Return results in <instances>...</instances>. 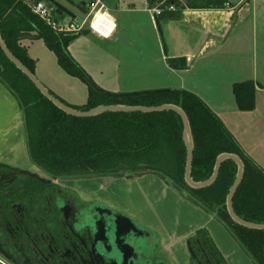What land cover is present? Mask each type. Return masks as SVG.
<instances>
[{"label": "trees", "instance_id": "16d2710c", "mask_svg": "<svg viewBox=\"0 0 264 264\" xmlns=\"http://www.w3.org/2000/svg\"><path fill=\"white\" fill-rule=\"evenodd\" d=\"M39 1L45 0H0V30L16 57L36 73V60L29 55L22 41L24 38L43 40L57 56L61 68L87 85L86 104L72 106L67 103L79 110L99 105L174 104L181 107L189 117L194 140L193 179L204 181L211 177L220 154L239 155L245 163V171L233 199L235 211L245 220L264 223V167L246 152L200 96L186 89L114 93L101 88L69 50L70 43L87 32L86 29L79 33L54 30L33 12L32 3ZM170 4H174L176 10L165 8L156 17L159 28L162 18H180L187 6L223 8L230 3L227 0H205L202 5H185L175 0L174 3H165L163 8ZM55 13L58 19L67 17ZM169 61L173 63L175 60ZM0 81L20 104L29 158L42 172L53 178L157 174L185 193L194 204L213 214L255 264H264V230L235 223L227 210V197L238 173L236 162L225 160L216 181L208 187L195 189L185 181L188 149L183 137V120L177 112H106L93 117L67 114L41 93L8 59L1 47ZM234 93L241 110L255 108L256 84L253 80L236 83ZM0 203L5 206L8 203V197L1 191ZM3 214H7V208L0 211V220ZM201 233L209 234L206 229Z\"/></svg>", "mask_w": 264, "mask_h": 264}, {"label": "crops", "instance_id": "0c3cea01", "mask_svg": "<svg viewBox=\"0 0 264 264\" xmlns=\"http://www.w3.org/2000/svg\"><path fill=\"white\" fill-rule=\"evenodd\" d=\"M227 1L230 4L223 8L187 6L180 18H162L159 28L144 3L140 7L137 0H115L112 16L117 29L114 35L107 38L86 29L87 32L70 43L69 50L94 81L109 92L132 93L157 89L194 92L222 119L246 152L264 167V141L259 132L264 128V84L259 82L258 68L253 62V68H247L248 53L244 43L249 29L241 30L249 19L247 12L251 8L255 12L254 6L257 5L254 0H251L249 7ZM150 4L154 5L152 2ZM252 24L253 36L255 25ZM22 44L36 60L35 74L44 71L41 53L46 63L59 73L60 80H56L43 72L50 91L72 106L87 103V85L83 81L81 85L75 81L79 78L61 68L57 56L43 40L24 38ZM170 59L175 61L170 63ZM248 80L256 84V105L252 110H241L234 85ZM0 163L41 174L29 158L20 104L1 81ZM99 178H76L80 179L78 185L82 187L78 189L83 193L88 190L95 197L153 229L162 237L164 245L172 248V252H182L173 249L174 244L183 242L199 229H206L216 240L215 231L219 232L222 228L232 243L228 250L220 244L228 262L255 264L213 214L194 204L185 193L161 176L147 173L113 179L108 183ZM120 180L136 184L139 188L102 193V189L107 190L112 183ZM90 181L99 186L85 189V184ZM140 190L143 193L138 194Z\"/></svg>", "mask_w": 264, "mask_h": 264}, {"label": "flooded vegetation", "instance_id": "af4514ba", "mask_svg": "<svg viewBox=\"0 0 264 264\" xmlns=\"http://www.w3.org/2000/svg\"><path fill=\"white\" fill-rule=\"evenodd\" d=\"M177 2L202 5L205 0ZM10 171L0 166V191L8 197L7 207L0 203V211L7 208L0 220V244L24 264H230L220 243L202 229L174 244L182 252H172L153 229L79 190L80 179L45 176L50 179L45 183L17 173L1 180ZM115 212L134 224L118 223Z\"/></svg>", "mask_w": 264, "mask_h": 264}, {"label": "water", "instance_id": "95a60500", "mask_svg": "<svg viewBox=\"0 0 264 264\" xmlns=\"http://www.w3.org/2000/svg\"><path fill=\"white\" fill-rule=\"evenodd\" d=\"M48 2L49 6L53 7L55 11L63 13L67 15L68 17H76V14L70 9V7H75L79 9L82 13H86V2L83 1L81 4L76 3L73 0H45ZM107 1V0H106ZM152 3H154L153 6H156L159 3H174L175 0H150ZM242 0H236L235 5L240 4L239 6L245 5L246 7H249V4L251 0H245L241 3ZM0 47L2 48L5 55L8 57V59L18 68L20 69L34 84L35 86L41 91V93L47 97L50 101H52L57 107L65 111L67 114L77 116V117H93L98 116L100 114L106 113V112H155V111H164V110H172L177 112L183 120L184 124V133L183 137L185 140V143L187 145L188 154H187V160H186V167H185V181L187 184L195 189H200L204 187H208L212 185L220 172L221 166L225 160L231 159L236 162L238 165V173L236 176V179L233 183V185L230 188L228 197H227V210L229 212L230 217L232 220L244 227L250 228V229H258V230H264V223H255L248 220L243 219L240 217L237 212L235 211L233 199L236 194V191L242 182V179L244 177V171H245V163L242 160V158L234 153H222L219 155L216 161L215 169L211 177L204 181H195L192 177V168H193V159H194V140L191 130V124L188 115L186 112L179 106L174 104H163L159 106H129V105H99L94 108L88 109V110H79L76 108L71 107L64 101H62L59 97H57L55 94H53L36 76L35 73H33L18 57H16L13 52L8 48L1 30H0ZM1 167H7L10 168V172L8 174H4L1 177V180L8 179L10 177H15V175L18 173L19 175L24 174L31 176L33 178H37L41 182L48 183L50 182V179L45 177L44 175L40 174L39 172H34L27 169H22L19 167H11L7 164L0 163ZM126 177L132 178L134 175H127ZM115 216L117 217V222H128L133 223L132 219L121 212H115ZM146 233L149 231L144 230ZM104 244H102V251H105ZM94 251V246H91V250ZM0 254L3 255L8 261L13 262L14 264H24L23 262L17 261L14 257L8 255V253L2 248L0 244Z\"/></svg>", "mask_w": 264, "mask_h": 264}, {"label": "rangeland", "instance_id": "374dc122", "mask_svg": "<svg viewBox=\"0 0 264 264\" xmlns=\"http://www.w3.org/2000/svg\"><path fill=\"white\" fill-rule=\"evenodd\" d=\"M31 1H33V0H31ZM73 1H75L76 3H79V4H81L83 2V0H73ZM137 1L139 2L140 0H137ZM254 1L257 5L256 7L254 6L255 12L253 11L252 8H251V10H249L247 12L246 17L249 19L244 24V26L241 28V30H245L246 27H247V29H249L247 32V41L244 43V46H245L246 51L248 53L247 54V59H248L247 68L248 69L253 68V65H252L253 63L256 65V68H258V72H259L258 80L263 85L264 84V36H263V33H264V0H254ZM230 2H232L233 5H235L234 4L235 0H230ZM107 3L109 6L108 7L109 12L111 14H114L113 10H115V5H114L115 0H108ZM138 6L143 7L144 4L141 3V1H140L138 3ZM70 9L75 14H77L78 17L83 18L84 15L80 11H78V9H76L75 7H70ZM119 15H121V14H119ZM252 22L255 25V32H254L253 36H252V30H253L252 29V25H253ZM41 56H42L41 66H43V68H44L43 72H46L53 79L60 80L59 73L50 64L46 63L45 57L43 58L44 55H42V53H41ZM53 57H55V56L53 55ZM43 72H41V74H39V73L36 74V76L38 77V79L40 78L39 80H41L45 84V86H50L49 82L47 81V78L44 76L45 74ZM75 81H77L78 83H81V85L83 84L81 79L80 80L78 79ZM81 96H82V93H81ZM262 122L264 123V120ZM259 126H261V125H259ZM259 132L261 134V139L264 141V128L260 129ZM41 174L44 176H49L42 171H41ZM94 178L97 179V177H94ZM123 178H126V176L125 177L105 176V178L101 177L98 180H100L104 183H108L109 181H112L113 179L119 180V179H123ZM98 186H99L98 183H94V182L90 181V182H88V184L87 183L85 184L84 188L88 189V187H90V189H92V188H97ZM138 188H139V186L136 184H130L128 182H125L124 180H120L118 182L112 183L108 187L107 190L102 189L101 191L103 194H108V193H112L113 191L118 193L119 191L123 192L124 191L123 189H126L127 191H129V190H136ZM140 193H143V190H140L138 192V194H140ZM224 234H225V232L221 228L219 230V232L215 231V236H216L215 238L222 246L223 245L225 246V248H224L225 250H228L230 247H232V243L230 244L229 239L227 238V236H225L226 234L225 235ZM227 245H230V246L227 248Z\"/></svg>", "mask_w": 264, "mask_h": 264}, {"label": "built area", "instance_id": "2783aa9c", "mask_svg": "<svg viewBox=\"0 0 264 264\" xmlns=\"http://www.w3.org/2000/svg\"><path fill=\"white\" fill-rule=\"evenodd\" d=\"M86 2V13H82L83 18L66 17L65 19H58L56 17L55 9L49 6L47 1H39L32 3V10L40 18H42L49 26L58 32L79 33L85 29H90L94 33L103 37H112L117 29L116 20L108 10L106 0H83ZM151 12L153 19L161 15L163 11H175L174 4H170L163 8L164 2L152 6L150 0H141ZM0 264H10L5 258L0 255Z\"/></svg>", "mask_w": 264, "mask_h": 264}]
</instances>
